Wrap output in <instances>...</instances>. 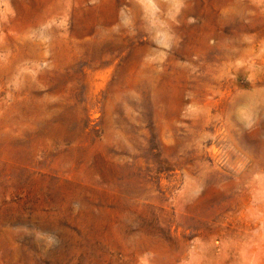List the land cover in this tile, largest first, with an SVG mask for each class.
<instances>
[{"label":"rangeland","instance_id":"obj_1","mask_svg":"<svg viewBox=\"0 0 264 264\" xmlns=\"http://www.w3.org/2000/svg\"><path fill=\"white\" fill-rule=\"evenodd\" d=\"M0 264H264V0H0Z\"/></svg>","mask_w":264,"mask_h":264}]
</instances>
